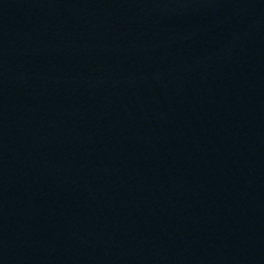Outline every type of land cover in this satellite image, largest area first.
I'll list each match as a JSON object with an SVG mask.
<instances>
[{
	"label": "water",
	"instance_id": "95a60500",
	"mask_svg": "<svg viewBox=\"0 0 264 264\" xmlns=\"http://www.w3.org/2000/svg\"><path fill=\"white\" fill-rule=\"evenodd\" d=\"M0 264H264V0H0Z\"/></svg>",
	"mask_w": 264,
	"mask_h": 264
}]
</instances>
